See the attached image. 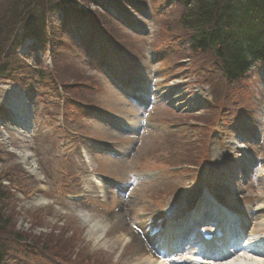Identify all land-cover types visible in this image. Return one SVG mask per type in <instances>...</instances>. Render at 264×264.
<instances>
[{
  "label": "rangeland",
  "instance_id": "1",
  "mask_svg": "<svg viewBox=\"0 0 264 264\" xmlns=\"http://www.w3.org/2000/svg\"><path fill=\"white\" fill-rule=\"evenodd\" d=\"M140 1L144 3L135 8L143 12L141 16L126 9L138 22L134 29L128 25L130 36L127 30L115 27L101 7L89 2L92 20L85 27V42L74 43L62 33L59 39L51 41V56L48 48L31 53L34 51L28 50V42L13 52L11 76L18 79L0 78V103L14 89L26 99L21 111L25 118L32 109L33 124H27V132L12 129L10 118L2 120L0 104V120L7 122L2 126L4 134L0 135V181L6 190L3 212L12 229L29 242L0 246V251L6 246L10 250L4 264H111L121 249L125 252L122 264H129L137 248V235L132 230L137 220H159L156 216L160 211L168 220L180 217L206 184L215 190L213 195L222 190L223 206L238 207L249 218L254 216V220L264 213V68H255L243 80L226 84L209 57L180 48L188 31L174 25L173 19L181 9L177 7L178 0ZM7 2L0 0V13ZM76 4L88 9L82 0ZM111 14L113 19L121 20L114 12ZM49 17L54 21L58 14ZM90 26L109 39L116 37L120 55L126 60L124 65L114 61L101 42L91 47V39L96 35ZM138 32L143 35L138 36ZM162 36H175L178 45L173 48L163 42ZM60 40L63 43L57 48ZM1 61L5 59H0V65ZM124 66H131V76L136 74L134 86L150 100L147 109L132 105L105 78L108 72L129 88ZM185 67L190 71L186 72ZM38 71L44 76L34 80L40 79L41 86L30 83ZM45 82L50 87L44 88ZM27 83L32 85L31 89ZM164 93L167 96L160 98L159 94ZM175 96L184 103L190 102L184 111L167 109L165 102ZM74 100L103 109L107 115L118 118L130 133L116 134L88 110L82 112ZM142 117L147 126L157 131L140 127ZM168 125L175 129L167 130ZM240 126L250 130L244 134L248 136L245 142L238 141V145L245 143V151H236L232 146ZM80 135L89 139H80ZM112 135H118L121 141L113 142L117 138ZM103 141L116 148L120 156L112 158L93 148ZM12 149L32 156L43 175L42 182L26 174L10 152ZM234 153L243 165L236 170L228 165ZM140 172L149 175L147 181L120 197L91 175L108 176L121 186H128L132 176ZM8 179L12 184L6 182ZM37 194L46 204L41 200L35 202ZM72 195L79 196L81 201L67 198ZM107 197L113 204L108 203ZM85 216L111 222L104 231L109 243L107 253L103 242L94 243L88 238ZM114 216H123L124 220L113 221ZM123 232L130 239L128 244L121 248L122 244L115 241L111 245ZM199 232L204 231L199 230L198 235Z\"/></svg>",
  "mask_w": 264,
  "mask_h": 264
},
{
  "label": "trees",
  "instance_id": "2",
  "mask_svg": "<svg viewBox=\"0 0 264 264\" xmlns=\"http://www.w3.org/2000/svg\"><path fill=\"white\" fill-rule=\"evenodd\" d=\"M77 1L79 0H8L0 13V59H5L1 62L7 66L5 70L2 68L5 66L0 65V77L14 79V76H11L13 61L10 63V60H13L16 46L23 38L33 39L39 48L45 45V19L54 10H61L63 18L69 13V17L74 15L75 22L83 19L90 24L92 18L89 3L82 0L88 8L83 10L77 7ZM112 1L118 6L131 3L134 6L131 5L132 10L136 9V5L144 3L140 0ZM178 2L177 7L181 9L173 20L174 25L188 31V34H185L186 39L181 43L183 49L192 54L209 57L226 84L243 80L252 65L264 63V0H178ZM65 23L62 21L59 26L50 29L51 39H59L62 33L67 34L68 26L65 29ZM163 36L164 40L175 42V36L169 38ZM110 40L115 50V47H118V40L115 36ZM61 42V40L57 42V48L61 46ZM183 69L186 72L190 71L187 67ZM39 73L36 72V75L44 76ZM4 198V190L0 187V246L3 247L6 242H29L12 229L10 219L3 212ZM3 258L4 251H0V264Z\"/></svg>",
  "mask_w": 264,
  "mask_h": 264
},
{
  "label": "bare ground",
  "instance_id": "3",
  "mask_svg": "<svg viewBox=\"0 0 264 264\" xmlns=\"http://www.w3.org/2000/svg\"><path fill=\"white\" fill-rule=\"evenodd\" d=\"M9 104L13 107L11 108L13 111H16V114H19L22 110V104L18 101L17 98H15L14 96H11ZM19 154V161L21 163H23L28 171L32 172V169L34 167V164L32 162L29 161L28 159V154L27 152H18ZM234 159H238L237 154H235L234 156H231V159H229V163H233ZM238 163V161H237ZM235 163L234 167H237L238 164ZM33 166V167H32ZM229 217H231V219H235L236 218L239 220L238 216L235 215H229ZM124 220L123 217H117L114 216L113 221H119L122 222ZM83 221L87 224L88 229H87V236L88 238L92 239L93 241H98V239L100 238V236H104V231H106L109 228V225H111V222H108L105 218L102 219H95V220H91V218H89L88 216H85L83 218ZM116 223V222H115ZM231 222L226 221L225 222V226L227 227V230L225 232V234H230V230L233 233L234 230L236 228H240L242 229L241 225H237L236 227L234 225H230ZM231 228H230V226ZM213 227V226H211ZM212 232H218V230L216 229H211ZM254 233L256 235H258L259 237H264V215L259 219V221L255 224L254 227ZM126 235L125 234H121L119 237H116L114 239V241L111 243L114 244L115 241H119L121 244H123L122 242H124V244L130 240L128 237L126 239ZM139 244L136 255L134 256V260L132 261L131 264H163L161 262H158L157 259L151 254V252L144 247L143 245ZM105 241H104V246H105ZM110 245V246H111ZM246 246L247 248V244H244V247ZM193 251H195V249L192 248H188L187 249V253H193ZM248 251V250H247ZM246 251V253H248ZM250 255V254H249ZM250 259L246 260L244 258H240L236 259L234 261H232L231 263H226V264H264V254L263 255H257V256H249ZM204 264H206V262H203ZM185 264H193L191 261H188Z\"/></svg>",
  "mask_w": 264,
  "mask_h": 264
}]
</instances>
